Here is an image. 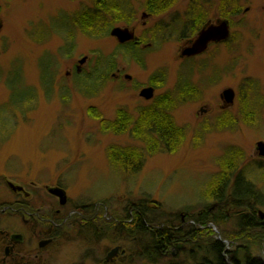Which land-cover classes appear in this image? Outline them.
Returning a JSON list of instances; mask_svg holds the SVG:
<instances>
[{
	"label": "rangeland",
	"instance_id": "obj_1",
	"mask_svg": "<svg viewBox=\"0 0 264 264\" xmlns=\"http://www.w3.org/2000/svg\"><path fill=\"white\" fill-rule=\"evenodd\" d=\"M128 1L125 9L133 13V22L127 25L120 18L115 27L135 26L136 35L151 44L138 55L119 49L110 30L93 38L79 27H66L65 16L94 7L95 0H0V174L40 186L62 184L71 204L97 209L105 219L106 215H125L129 205L144 198L159 204V211L165 210L172 223L189 228L194 224L191 216L211 207L213 216L223 220L197 225L203 241L221 239L227 250L248 246L252 254L264 259L261 229L238 227L241 209L232 206L234 197H230L235 178L242 174L244 181L255 185L245 191L242 213H252L246 208L250 203L264 220V157L257 151V143L264 142V106L258 114L246 117L239 98L241 83L251 80L264 104V0H239L240 14L231 19V35L235 34L237 44L214 46L196 61L198 66L186 68V74L195 70L190 79L200 93L173 110L174 121L185 128L184 138L171 150L163 144L151 153L133 136L132 122L125 133L107 131L102 122L114 120L121 111L137 121L139 109L178 87L184 72L179 53L186 43L179 37V28L166 35L154 32L160 21H169L177 9L185 8L187 0H172L169 6L161 2L165 7L155 6L152 18L142 14L156 0ZM212 1L211 16L218 18L220 0ZM84 56L88 60L76 74ZM51 66L53 76L44 86L41 68L48 77ZM116 73L121 74L119 79ZM157 74L164 81H155ZM81 77L84 80L79 81ZM77 84H88L94 93L84 92L83 85ZM148 85L156 88L151 101L140 97ZM227 88L234 89L236 97L225 108L221 94ZM225 118L233 123H222ZM112 147L142 150L145 158L139 162V172L122 169L112 159ZM226 180L222 193L220 183ZM217 200L223 204L218 206ZM110 236L94 246L71 240L64 249L55 250L46 264H97L117 244V236ZM139 237L118 241L123 254L114 264L188 259L184 253L189 246L178 242L158 261H147L141 253L149 240Z\"/></svg>",
	"mask_w": 264,
	"mask_h": 264
},
{
	"label": "trees",
	"instance_id": "obj_2",
	"mask_svg": "<svg viewBox=\"0 0 264 264\" xmlns=\"http://www.w3.org/2000/svg\"><path fill=\"white\" fill-rule=\"evenodd\" d=\"M148 1L152 2V0ZM163 1L166 3L172 0H156V3L154 2L155 5H152L153 8L155 6L165 7L163 6L164 4L161 5V2ZM239 2V0H220V15L231 22L233 17L240 14L241 8ZM94 3V7L86 9L82 8L72 16H65L64 24L66 27L74 25L75 27L81 28L82 32L86 35L96 38L100 37L102 34H107L108 31L115 27L116 23L120 21V18H123L127 25L132 24L133 13L126 10L129 3L128 0H95ZM228 6L230 7V10H227L229 9ZM153 36L155 37V35ZM234 37L235 34L231 35L227 42V44H230L229 46L237 44V40ZM118 46L119 49H124L126 54H140L139 49H136L131 42ZM136 59L138 60V58ZM51 68L52 66L50 67L48 77L46 76L45 68H41V82L44 86L53 76L54 72ZM108 74L109 73H106V76ZM181 74L178 87L174 90H168L162 96L155 98L153 103L149 106L139 109L140 116L137 121L133 120L134 118H131L129 113L125 114L121 111L118 112L117 117L114 120L102 122L104 129L107 131H114L115 133H125L128 130L129 122H132L135 127L132 132L133 136L142 140L149 147L148 150L150 153L153 149L159 148L163 144L167 145L168 150L172 149L171 146L175 148V143L178 146L184 138L185 128L178 126L174 121L172 114L173 110L189 101V99L192 98L191 100H193L198 96L197 94L200 93L197 85H193L190 79L193 72L188 71V74H186V72ZM185 75H187L188 79H186ZM93 76H95L96 80L99 79L98 75L95 74ZM85 78L89 79L87 76H85ZM81 79L84 80L83 77L78 78L79 81ZM153 79L161 82L164 81V76L157 74L154 75ZM82 85L83 84L79 85V87ZM256 86V82L251 80L244 81L240 85L241 96L239 95V98L241 101V109L246 117L251 114H258L259 108L264 106L258 95L259 92L257 91ZM81 90L88 93L91 92L88 84L85 86L83 85ZM230 120L231 118H225L222 123L231 122ZM142 153V150H138L135 147L126 149L112 147L111 156L122 169L129 173L133 172L136 174L141 167L139 162L141 159L145 158ZM136 164L138 165L136 166ZM242 176V174H238L235 178V181L232 184L234 185L232 186L234 194L233 196H230L234 197V200L231 201L232 206H238L237 208L241 209V211L237 213V218L239 220L238 227L240 226L241 229L247 231L259 228L264 235V220L257 217L258 212H256L255 206L249 203L246 208L251 210L252 213H249V215H244L242 213L243 207H241V205H243L242 203L247 199L245 191L247 188L254 189L255 186L250 181H244ZM228 180L220 183L221 188L219 190L222 193H224V185H227L226 183ZM239 188H241V192L239 191ZM255 193H252L254 197L257 196ZM218 200V206L223 204ZM230 200L231 198L227 201V205ZM149 202L150 201L144 200L143 198L137 203H132L129 205V208L125 213L126 218H124V220L127 221L132 219L134 226H136L135 237L140 236L143 240H149V243L144 246L141 253L142 256L144 255L146 257L147 261H151L152 263L156 262L158 258L168 254L174 244L184 242L186 246H189L184 253L188 258V261L177 257L172 259L168 264H264V259L252 254L248 246L235 247L234 249L227 250V246L223 240L211 237L210 239L203 241L205 238L201 235L202 232L199 233L197 230V225L206 226L210 221H217L218 223L219 220L217 219L223 220L220 215L213 216L211 207L205 208L202 213L197 214L196 217L191 216L190 219L192 218L194 220V224H190L189 228H182L180 225L172 223L171 219H168L165 210L159 211V209H161L159 208L160 206H158L159 204L155 205L152 201ZM149 212H152V217H150ZM166 217L167 220H165ZM104 221L107 223L113 222V220L107 221L105 218L103 219V222ZM147 223L149 226L146 225ZM122 226V224L119 226L121 231L123 230ZM199 230L201 229L199 228ZM145 232L149 234H145Z\"/></svg>",
	"mask_w": 264,
	"mask_h": 264
},
{
	"label": "flooded vegetation",
	"instance_id": "obj_3",
	"mask_svg": "<svg viewBox=\"0 0 264 264\" xmlns=\"http://www.w3.org/2000/svg\"><path fill=\"white\" fill-rule=\"evenodd\" d=\"M170 2L164 5L169 6ZM214 8L215 3L212 0H187L185 8L177 9L169 21L163 19L156 26L157 30L154 33L162 35H166V31L174 32L175 28L176 30L179 28V37L184 44L186 43L179 53L181 70L184 72L188 67L198 66L196 61L207 54L212 47L227 43H210L208 49L198 56H181L182 50L193 42L203 28L227 19L222 16L212 17ZM153 14L154 8L145 11L142 17L152 18ZM144 25H147V20L144 21ZM131 29H134L136 34L135 26ZM136 37L137 40L131 41L136 49L141 50L151 45L141 36L136 35ZM78 73L80 72L77 66L76 74ZM118 73L115 76L119 79L121 74ZM147 87L153 86L148 85L144 88ZM50 188L63 189L65 197L60 198L53 194ZM100 216V211L97 209L90 210L83 205L71 204L67 190L62 184L40 186L34 181L26 182L16 176L0 174V264H46L53 258L55 250L64 249L71 240L94 246L99 244L103 237L108 238L110 235L117 236V244L97 264H114L123 254L122 246L118 243L121 238L127 239L128 236L131 237L128 240L134 241L136 226L132 219L124 220L126 215L109 217L106 215V219L113 222L107 223L105 226L107 229H104L101 226L104 217ZM121 224L122 231L119 228ZM146 225L149 226L148 223ZM120 233L124 237H119ZM145 234L149 233L145 232ZM116 249L117 251L110 256Z\"/></svg>",
	"mask_w": 264,
	"mask_h": 264
},
{
	"label": "water",
	"instance_id": "obj_4",
	"mask_svg": "<svg viewBox=\"0 0 264 264\" xmlns=\"http://www.w3.org/2000/svg\"><path fill=\"white\" fill-rule=\"evenodd\" d=\"M1 26V25H0ZM110 35L115 37L119 44H125L131 41L137 40L134 29L129 27H114L110 31ZM231 37V25L228 19H222L216 22V24H211L208 27L203 28L198 36L193 40V42L184 48L181 52L182 57H194L205 52L210 43H224L227 42ZM88 57L84 56L81 60H79L78 72H81L82 66L87 62ZM126 78L131 79V76L127 75ZM140 96L145 100H152L155 96V89L153 87L144 88L140 92ZM236 93L234 89L227 88L221 94V99L224 103V107H230L235 102ZM257 151L259 156L264 157V142L260 141L257 143ZM50 191L59 196L60 198L65 197V191L61 188H50ZM262 217L263 214L261 213ZM178 249H183L182 244H177ZM113 251L112 254H114Z\"/></svg>",
	"mask_w": 264,
	"mask_h": 264
}]
</instances>
